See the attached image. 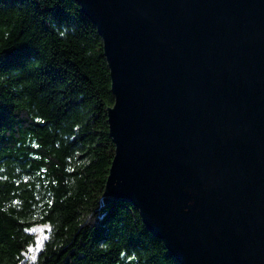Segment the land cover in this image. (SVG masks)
I'll return each mask as SVG.
<instances>
[{"label": "water", "instance_id": "obj_1", "mask_svg": "<svg viewBox=\"0 0 264 264\" xmlns=\"http://www.w3.org/2000/svg\"><path fill=\"white\" fill-rule=\"evenodd\" d=\"M103 42L104 198L180 264H264V0H74Z\"/></svg>", "mask_w": 264, "mask_h": 264}, {"label": "trees", "instance_id": "obj_2", "mask_svg": "<svg viewBox=\"0 0 264 264\" xmlns=\"http://www.w3.org/2000/svg\"><path fill=\"white\" fill-rule=\"evenodd\" d=\"M113 104L74 0H0V264H180L135 207L104 198Z\"/></svg>", "mask_w": 264, "mask_h": 264}, {"label": "rangeland", "instance_id": "obj_3", "mask_svg": "<svg viewBox=\"0 0 264 264\" xmlns=\"http://www.w3.org/2000/svg\"><path fill=\"white\" fill-rule=\"evenodd\" d=\"M48 230H49V227L44 226V225H37L32 229V231L35 233V235L37 237V245H36V247H34L30 250L31 256H34L38 252L43 241L48 236Z\"/></svg>", "mask_w": 264, "mask_h": 264}]
</instances>
